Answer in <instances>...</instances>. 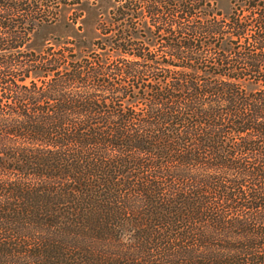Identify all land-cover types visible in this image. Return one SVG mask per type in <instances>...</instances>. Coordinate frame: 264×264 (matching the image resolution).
<instances>
[{
  "label": "trees",
  "instance_id": "trees-1",
  "mask_svg": "<svg viewBox=\"0 0 264 264\" xmlns=\"http://www.w3.org/2000/svg\"><path fill=\"white\" fill-rule=\"evenodd\" d=\"M216 2L0 0V264H264V0Z\"/></svg>",
  "mask_w": 264,
  "mask_h": 264
},
{
  "label": "rangeland",
  "instance_id": "rangeland-1",
  "mask_svg": "<svg viewBox=\"0 0 264 264\" xmlns=\"http://www.w3.org/2000/svg\"><path fill=\"white\" fill-rule=\"evenodd\" d=\"M82 2L81 6L74 5L61 7L57 22L50 26L43 27L40 29L37 36L33 38V41L31 42L32 49H39L46 41H50L52 38L59 37L64 39L77 36L74 31L76 26H81L83 32L82 35L85 36V46H88L95 37L94 26L97 20L98 8L106 10L112 4L106 1L101 2L96 6H90L87 2ZM228 6L229 0H217L216 2L217 9L221 11L226 10ZM77 12H80L82 16L74 26H71L69 19Z\"/></svg>",
  "mask_w": 264,
  "mask_h": 264
}]
</instances>
